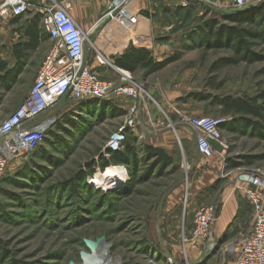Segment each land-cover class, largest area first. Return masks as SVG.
Segmentation results:
<instances>
[{
    "label": "rangeland",
    "instance_id": "rangeland-1",
    "mask_svg": "<svg viewBox=\"0 0 264 264\" xmlns=\"http://www.w3.org/2000/svg\"><path fill=\"white\" fill-rule=\"evenodd\" d=\"M160 2L153 6L159 8L155 10L158 14L153 15V29L141 41L133 32L118 33L120 40L127 42L125 37L130 36L138 47L152 49L162 61L173 59L160 72L149 77L144 72L129 77L146 93L140 101L141 126L134 131L138 161L129 167L111 164L105 171L96 166L92 175L93 161L99 164L102 154L109 159L108 143L111 136L124 126L128 111L124 110L123 116L114 118L99 110L87 112L76 108L75 103L79 101L69 99L68 103H61L45 115L46 118L55 117L56 126L67 112L66 115L79 126L74 128L66 124V129L57 128L56 137L53 136L51 142L55 146L47 147L44 155L53 163L43 158L31 160L29 155L23 154L0 175V241L6 244L12 258L22 264H95L96 257L104 249L107 264H189L176 236L179 234L181 239L184 234L190 235L186 227L193 197L186 202L185 196L198 187L201 170L214 157L221 165L220 180L208 194L210 198L217 190V196L213 201L202 203L200 209L221 205L230 179L237 174L260 172L264 176L263 128L242 132L223 130V146L217 145L214 157L200 165L197 162V140L188 123L183 122V116L234 121L238 117L224 115L211 98H258L264 91V45L253 48L261 56L259 61L212 71L215 63L232 58L235 53L225 48L206 49L199 40L200 34H194L206 22L231 25L224 16L248 14V10L263 5L264 0H253L238 10L231 5L227 8L200 6L192 1L190 3L195 6L177 10L170 17L166 16L162 4L157 5ZM148 16L152 17L151 11ZM15 39L11 33V38L0 40V58L9 66L14 65L12 48ZM102 40L103 36L99 42ZM51 47L49 44L29 58L24 72L9 91L0 86V127L28 97ZM87 59L91 62L92 50ZM99 78L110 82L122 80V76L113 74H107L106 79ZM193 94L209 98L201 101L192 98ZM112 101L116 105L120 103L116 98ZM258 106L264 110V99L258 101ZM253 120L264 126V119ZM146 145L164 149L175 165L161 169L156 162H148L144 157ZM82 169L87 172L77 180L75 190L78 194L75 195L69 182ZM110 169H114L113 174L109 173ZM21 172L23 175L18 177ZM9 179L25 185L17 187L13 181L8 182ZM233 192L243 194L248 200L244 191ZM247 202V221L232 235L228 246L237 248L251 231L254 212L249 200ZM178 207L181 227L179 231L171 230V215ZM100 239L103 241L96 250L87 244V241L97 243ZM221 245L212 252L218 256V262L230 258L220 250ZM9 263V259L0 261V264Z\"/></svg>",
    "mask_w": 264,
    "mask_h": 264
},
{
    "label": "built area",
    "instance_id": "built-area-1",
    "mask_svg": "<svg viewBox=\"0 0 264 264\" xmlns=\"http://www.w3.org/2000/svg\"><path fill=\"white\" fill-rule=\"evenodd\" d=\"M140 0H112L107 11L89 31H85L71 14L70 1L57 0H0V21L9 22L19 16L35 13L42 16V23L52 42V47L41 66L28 97L20 107L0 127V175L11 163L23 154L33 153L44 141L56 123L55 117L46 118L48 111L65 100L75 101L128 98L134 101L128 110V118L108 143L107 150L119 151L125 142L126 131L138 130L140 121V101L144 89L135 82L114 83L103 81L91 68L87 59V47L94 48L96 40L105 30L133 32L138 16L134 9ZM200 6H232L236 10L250 5L253 0H193ZM226 1L227 4H220ZM181 7L189 5V0H181ZM208 7V6H207ZM106 64V60H99ZM138 102V103H137ZM229 118L184 117L183 122L196 137L197 149L204 158H211L217 152V145L223 146L222 125ZM155 129V127H154ZM156 130V129H155ZM221 152L225 150L221 149ZM227 190L245 192L253 207L254 218L251 231L237 248L229 246L225 251L233 255L231 262L223 264H264V176L260 172H243L230 179ZM219 209L204 206L194 217L193 229L184 234V246H198L203 242L206 255H211L217 247L214 224Z\"/></svg>",
    "mask_w": 264,
    "mask_h": 264
},
{
    "label": "trees",
    "instance_id": "trees-1",
    "mask_svg": "<svg viewBox=\"0 0 264 264\" xmlns=\"http://www.w3.org/2000/svg\"><path fill=\"white\" fill-rule=\"evenodd\" d=\"M59 2V0H57ZM193 0H189V5ZM195 3V2H194ZM185 8H180L178 10H185ZM248 14H233L231 16H224L226 21L232 23L231 25H219L218 23L206 22L196 30L195 35H199V40L206 49H220L225 48L232 50L235 55L232 58L221 59L219 62L212 66V71L220 70L226 66L240 64L243 62L252 63L259 61L261 56L253 51L254 47L264 45V4L259 7H253L248 10ZM25 16H30L25 20V24L16 30L21 33L20 41L13 44L12 52L13 58L15 60L14 66H9L8 63L0 58V86L9 91L12 86L17 83L18 77L24 72L25 66L28 63L29 58L36 53L42 44L49 41V35L45 31L42 16L35 13H29ZM25 16H19L13 19L15 25H19ZM176 56L174 57V59ZM171 59V58H170ZM173 60V59H172ZM172 60H165L163 62H157L152 53L147 49H136L130 47L118 60H116V66L123 70H126L132 74L138 72H144L147 76L156 74L160 72L167 64ZM201 94H193L192 98L198 100H207L209 97H201ZM115 98H112V100ZM212 103L218 105L222 109L224 115L233 114L238 118L234 121L227 122L222 125V131H236L242 132L244 130H262V126L254 119H264V110L258 106V101L264 99V91L260 94L258 98H233V97H213ZM111 99H97V100H86L75 103L76 108L83 109L87 112H106L110 117H121L125 114V111L118 108ZM65 100L63 103H68ZM68 105V104H67ZM66 105V106H67ZM86 112V113H87ZM65 115L67 114L64 113ZM97 115L99 113H96ZM63 115L61 121L57 122V125L50 130L42 144L28 157L31 160H39L42 158L49 161V158H45V153L47 147L51 145L52 137H56V130L66 129L65 125L71 127H79L69 115ZM71 118V119H70ZM83 125V124H82ZM84 126V125H83ZM82 127V126H81ZM65 131V130H64ZM58 133V132H57ZM64 143V141H62ZM65 144V143H64ZM137 139L134 132L131 130L126 131V138L122 149L119 151H110L109 159L104 158L103 154L100 157V163L92 162V167L90 168V173L94 175L96 166L99 167L100 171H105L111 164L115 165H126L129 167L131 163H136L137 160ZM51 146H55L52 144ZM145 158L147 161L156 162L157 167H171L175 165L172 157H170L167 152L159 147L152 145H146L145 147ZM28 158V159H29ZM143 158V160L145 159ZM53 163V162H50ZM97 167V168H98ZM235 167V166H233ZM86 170H80L77 176L69 182L72 187L71 191L75 195L78 192L75 190L78 183L77 180L84 176ZM105 174V173H104ZM103 174V175H104ZM23 172L18 174V177L22 176ZM20 180V178L18 179ZM13 181L17 187H23L17 180L9 179ZM100 182V179H99ZM6 244L0 241V261L4 259H9V264H22V261H18L12 258L10 251L6 249Z\"/></svg>",
    "mask_w": 264,
    "mask_h": 264
},
{
    "label": "crops",
    "instance_id": "crops-1",
    "mask_svg": "<svg viewBox=\"0 0 264 264\" xmlns=\"http://www.w3.org/2000/svg\"><path fill=\"white\" fill-rule=\"evenodd\" d=\"M64 1L71 2V4L73 5V9L71 10L72 16L74 17L76 22L81 26L82 29H84L85 31H89L93 26H95L98 20H100V18L107 11L112 0H59V2H64ZM158 1L160 0H140V2H138V7L134 9L138 16V19H137V25L133 30V33L138 41H141L142 38H145L149 34V32L152 31L153 29L152 26L155 23L153 15H157L158 13L155 10H159V8L155 9V7L153 6H155V3ZM180 1L181 0H161V2L158 3L157 5L160 6V4H162L165 9L164 12H167L166 16L170 17L171 15H174V13L177 12L179 8H182ZM150 11L152 13V17L148 16V13ZM29 17L30 16H28L27 18ZM155 18H157V16ZM24 19L20 22L19 25H15L13 20H10L9 22L0 21V40L11 38V33H14V37L16 38L15 43H18L20 41L21 33L18 32L16 29L18 27H22ZM118 33L120 32H118L114 28L111 30H105L101 35H99V38L96 40L97 42L95 43L94 48L91 49L92 59L91 62L89 63L91 68L94 69V71H96V73L99 76L105 77L106 79L107 74L108 75L113 74L117 76H122V80L120 81L113 80L118 84L132 82L131 80H129V77L135 74H132L116 66V60H118L121 56H123V54L130 47H134L140 50L147 49L152 53V56L157 62H163L161 60L162 58L155 56V54L152 52L153 51L152 49L144 46L138 47L134 43L135 40L130 36H128V38L125 37V39H128L127 42H125V40L123 39L120 40ZM102 36H103V40L100 43L99 41L101 40ZM49 44L52 45L50 38L49 41L42 44L40 49H44ZM100 59L106 60V64H102L99 61ZM14 65H15V60H14ZM123 76H125V78H123ZM116 101L118 103L120 102L117 105L118 108L125 111H128L134 103L133 100L128 98H116ZM125 102L127 105L124 104ZM214 155L212 157H214ZM211 158L204 159L199 154L197 149V162L200 163V165L204 164L206 161L210 160ZM201 171H202L201 176L198 179L199 181H197L198 187L191 190L190 193L186 194L187 196H185L186 202H189L190 196L193 197V199H191L189 225L186 227L188 228L187 229L188 234H191L192 232L195 214L202 206V203L213 201L217 196L216 194L217 190H215L212 193V196L210 198L208 194L211 188L213 187V185L218 180H220L219 173L221 171V165L217 160V158L214 157L212 160L208 162V166L205 169H202ZM247 201L248 200L243 194L226 190L225 199L223 203L218 206L219 213L217 216V220L214 224L215 239L220 242L224 241L222 243L223 245H221L220 248L221 251H226L228 249L229 242L233 238L232 235H235L238 231H240L241 227L247 221L246 219V213H247L246 205L248 204ZM180 215H181V211L179 207L173 210L171 215V219L173 221V223L170 225L171 230L179 231L181 227ZM176 240L178 241V243L181 242V250L183 251L182 254L184 255V258L186 257V259L189 260L188 262L189 264H218V263L221 264L222 263V260L218 262L217 255L215 254L206 255L205 251L203 250L202 241L199 242L198 246L193 247L192 245L184 246L183 238L181 236L180 239L179 234L176 236ZM228 257L230 258L226 259V262L229 263L234 258V256L228 255Z\"/></svg>",
    "mask_w": 264,
    "mask_h": 264
},
{
    "label": "bare ground",
    "instance_id": "bare-ground-1",
    "mask_svg": "<svg viewBox=\"0 0 264 264\" xmlns=\"http://www.w3.org/2000/svg\"><path fill=\"white\" fill-rule=\"evenodd\" d=\"M109 173L110 174H113L114 173V169H110V171H109ZM119 175H120V173H119ZM118 175V176H119ZM121 181V180H120ZM101 251L99 250L98 251V254L100 253ZM97 254V255H98ZM106 254H107V252H106V250L104 249V252L103 253H100L99 254V256H98V258L96 257V262H95V264H100L102 261H104L105 260V257H106ZM102 259V260H101ZM101 264H107V261H104V262H102Z\"/></svg>",
    "mask_w": 264,
    "mask_h": 264
},
{
    "label": "water",
    "instance_id": "water-1",
    "mask_svg": "<svg viewBox=\"0 0 264 264\" xmlns=\"http://www.w3.org/2000/svg\"><path fill=\"white\" fill-rule=\"evenodd\" d=\"M90 51H91V47L87 49V55H89ZM102 241H103V239L98 240L97 243H93V242L87 241V244H88V246H89L92 250H94V249L96 250V249L99 247V245L101 244ZM223 242H224V241H221V242L218 241V242H217V248H218V246H219L220 244H222Z\"/></svg>",
    "mask_w": 264,
    "mask_h": 264
}]
</instances>
